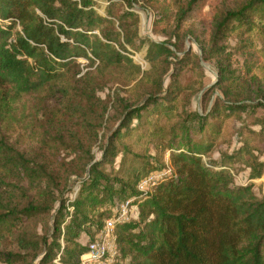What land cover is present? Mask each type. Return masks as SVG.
<instances>
[{
	"label": "trees",
	"instance_id": "1",
	"mask_svg": "<svg viewBox=\"0 0 264 264\" xmlns=\"http://www.w3.org/2000/svg\"><path fill=\"white\" fill-rule=\"evenodd\" d=\"M101 1L106 3L103 15L95 9L101 5L98 0H0V122L13 115L14 105L23 98L50 103L39 123L40 148L46 151L39 160H53L38 166L33 161L37 159L0 138V170L7 174L2 179L13 180L10 199L1 202L0 237L25 219L54 211L50 233L43 234L38 244L40 251L30 252L35 242L24 234L17 239L24 253L0 250V263L34 264L37 260L36 264H54L58 257L60 264H80L105 218L118 204L137 197L132 204L137 207L136 217L117 229V264H264V196H257L253 184L234 186L229 169L233 156L203 160L216 147L225 119L250 107L247 101L264 100V86L254 75L259 58L247 59L241 78L225 67L220 69L215 84L226 86L202 114L179 111V73L173 72V80L165 86L158 67L162 56L167 62L169 57L177 58L170 49L175 43L150 42L146 58L151 70L142 71L127 56V47L140 50L144 45L137 33L138 16L130 11L136 0ZM150 1L157 9L156 27L172 21L182 28L195 19L209 25L210 47L201 48L206 62L215 59L224 65L221 59L227 52L222 43L236 31L264 34V0H247L236 8H221L219 0H188L173 11L169 0ZM168 38L171 41L175 36ZM191 58L198 61L196 55L182 60L189 63ZM79 59L90 66L97 64L93 72L79 78H88L83 90L88 99L75 101L73 81ZM110 82L132 84L129 93L142 87L149 90L135 102L119 98L113 105L120 109V121L107 135L101 157L89 156L81 171L73 170L82 180L69 211L62 196L69 190L72 172L69 163L56 162L53 156L71 145L80 148L84 144L88 134L83 123L103 118L107 103L97 92ZM160 119L165 123L160 124ZM72 125L71 134L68 127ZM257 125L264 137V120ZM63 126L66 129L54 130ZM145 127L147 136L157 139V154L167 153L172 174L139 196V181L166 166L165 158L156 154L143 160L144 155L123 144V137ZM97 133L92 135L97 137ZM244 143L235 156L243 151L252 154ZM128 153L131 160H126ZM119 154L122 158L115 168ZM247 165L252 170L250 179L261 177L264 163L254 160ZM87 232H91L90 239L83 245L78 239Z\"/></svg>",
	"mask_w": 264,
	"mask_h": 264
},
{
	"label": "rangeland",
	"instance_id": "2",
	"mask_svg": "<svg viewBox=\"0 0 264 264\" xmlns=\"http://www.w3.org/2000/svg\"><path fill=\"white\" fill-rule=\"evenodd\" d=\"M100 6H95L98 13L104 14L105 1ZM188 0H169L172 11L177 4L182 6ZM247 0H219L218 4L221 8H236ZM130 11L134 12L138 16V37L144 43L140 50H132L127 47V56L131 60L139 65L144 72L151 70V65L146 58L148 44L154 43H175V48L170 49L177 56L169 57L167 61L164 60L165 56L160 58L158 67L162 74V79L165 86L173 80L171 74L173 72L179 73L178 84L182 88V92L178 95L176 106H179V111L189 112L196 111L202 114L206 109H209L216 96L222 93L223 87L226 85L215 84L217 82V76L220 69L225 67L230 70L234 76L244 74V65L250 56L259 58V63L254 70V75L260 81V84L264 86V34L260 30H254L253 32L243 33L242 31H236L232 35H229L222 44H224V50L227 52L225 59H221L224 65H220L215 59L209 61L202 60V47L206 50L209 49L210 44L207 36V30L209 25L201 19L189 20L183 25L182 28H177L175 22L166 21L163 24L156 27L155 16L157 9L152 6L150 0H136L131 7ZM209 8L205 7L203 13H208ZM264 27V26H263ZM157 29V30H156ZM206 32V33H205ZM169 36H175L174 39L169 41ZM247 48H250L249 51ZM255 50V52H253ZM198 56V61L191 58L189 63H185L184 56ZM79 68L76 69L77 75L73 81V91L76 95L75 101L85 100L87 95L84 93L85 81L80 80L81 76L87 72H93L95 66H90L89 62L85 59H79ZM170 64V66H166ZM196 64V65H195ZM134 84V83H133ZM132 86L125 87L119 83H108L103 91L97 92V96L101 100L107 103V108L104 111L103 118L97 117V119H88L87 123H83V127L86 129L88 137L84 144L80 148L71 147L69 149L60 150L58 154L53 156L56 162H67L68 169H71L70 178L68 182V191L63 193L62 198L67 199V208L71 211V202L74 200L77 191L79 189V182H81V174L74 173V169L81 171V164L85 162L89 156L94 160H98L101 157L102 148L106 143L107 135L114 130L120 121V109L114 108L119 101V98H128L130 102H135L139 98V94L149 90V87H142L137 92H127ZM138 95V96H137ZM88 99V98H87ZM143 98L140 103L144 100ZM223 99V98H222ZM250 102L252 105L245 111L236 112L230 118L225 119L222 126V132L217 140L216 147L210 152L203 160L219 161L226 160L229 156H233L232 160H235L230 165V173L234 178V186H244L253 184V190L257 196H264V172L260 178L250 179L252 172L251 168L247 165L248 162L264 163V137L260 135V126L257 125L258 121L264 120V100L254 99ZM50 103L44 104L40 102V98H23L14 105L13 115L4 121L0 122V138H4L7 142L15 147L16 150L24 152L28 157L35 158L33 160L36 164L41 165V162H50L53 160H39V155L44 154L41 142V133L39 123L42 120V114L45 111L46 106L49 108ZM160 124L165 123L164 120L158 121ZM96 123L95 125H90ZM82 124V123H81ZM136 121H133L132 125H135ZM100 125V127H99ZM98 127V129H97ZM66 129L58 127L54 130ZM75 125L69 126V132H73ZM145 128H139L137 131L131 132L130 135L122 138L123 144L127 145L131 151L140 155H144L146 160L148 157H153L157 154V139L151 140L147 136ZM53 131V128H52ZM96 131L97 137L92 135V132ZM53 135V132H51ZM72 134V133H71ZM73 135H70V137ZM70 141L73 139L70 138ZM249 145L248 150L252 154L242 152L241 154L234 155L242 146H245V142ZM50 150V149H49ZM51 151V150H50ZM156 158H167V153L157 154ZM52 158V159H53ZM122 154H119L114 163V167L117 168ZM131 153L126 155V160H131ZM264 171V170H263ZM2 174L5 172L0 170V211L1 202L10 199V190L13 188L12 179H2ZM87 173L82 176L85 178ZM23 185H26V181H23ZM12 187V188H11ZM30 193L32 191H29ZM12 193V192H11ZM57 194V193H55ZM5 203V202H2ZM54 208L58 206V203H54ZM132 213L137 215V208L132 207ZM54 211L49 214L40 215L31 219H25L16 225L11 232H6L5 237H0V250L21 252L17 244V239L21 235H26L28 239H32L35 244L33 245V251L31 253L40 251L41 247L38 245L42 242L41 237L45 233H50L52 219ZM106 219V218H105ZM90 233H82L78 239L81 244H86L90 239ZM93 233V231H92ZM49 236V235H48ZM29 252V253H30ZM57 257V256H56ZM56 259V258H55ZM127 262L128 260H124ZM37 260L34 262L36 264ZM7 264V263H0ZM17 264H22L18 262ZM54 264H60L58 257Z\"/></svg>",
	"mask_w": 264,
	"mask_h": 264
},
{
	"label": "built area",
	"instance_id": "3",
	"mask_svg": "<svg viewBox=\"0 0 264 264\" xmlns=\"http://www.w3.org/2000/svg\"><path fill=\"white\" fill-rule=\"evenodd\" d=\"M172 170L166 158V166L161 170L150 172L142 178L137 191L142 196L150 192L160 182L168 179ZM137 197H132L117 205L114 213L107 217L102 227L87 245V252L80 257V264H117L119 263V248L117 229L130 222L136 216L132 213V205Z\"/></svg>",
	"mask_w": 264,
	"mask_h": 264
}]
</instances>
